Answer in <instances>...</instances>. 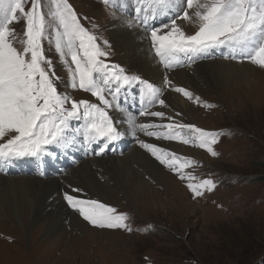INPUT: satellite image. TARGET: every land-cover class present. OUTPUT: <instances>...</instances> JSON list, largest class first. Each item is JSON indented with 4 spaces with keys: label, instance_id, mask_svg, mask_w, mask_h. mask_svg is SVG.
<instances>
[{
    "label": "rangeland",
    "instance_id": "obj_1",
    "mask_svg": "<svg viewBox=\"0 0 264 264\" xmlns=\"http://www.w3.org/2000/svg\"><path fill=\"white\" fill-rule=\"evenodd\" d=\"M69 3L89 30L110 42L111 54L108 60L119 61L129 73L144 77L142 73L146 69L141 65V57L146 54L156 57L142 28H131L125 24L130 30H138L136 39L130 38L115 27L120 19L125 21L128 16L116 17L101 0H69ZM85 17L87 19H83ZM92 25L97 27L93 28ZM13 27L22 36L23 20ZM182 27L188 34L195 31V26L187 22ZM45 46L47 48V44ZM47 55L56 63L57 73L67 79V69L61 66L54 48ZM217 59L227 60L214 57L203 61L207 63L195 70L188 79L189 90L194 96H201L200 103L189 100L185 108L187 99H182L180 94L170 97L171 93L176 92L169 87L161 97L167 107L160 105L155 109H170L168 98H163L166 94L171 101L176 102L175 108L182 106L189 112L195 110L193 113L196 119L193 120L197 122L187 117L181 109L178 110L177 121L194 122L206 130L222 131L223 134L213 146L218 155L213 156L206 149L183 144V150L180 151L179 142L157 141L139 131L131 136L132 132L129 130L125 136L126 147L122 156L140 150L135 154L140 165L134 162L132 153L124 161L150 183L151 191L147 192L150 193L149 199L145 200L142 196L136 201L125 197L124 192L118 189L117 172L112 166L106 167L103 164L104 161L111 160L113 154L105 155L107 159L104 161L96 160L97 164L92 167H88L85 161L84 168L78 170L80 172L76 177L70 174V177L60 180L58 191L63 194L70 187L79 188L82 190L79 194L83 197L100 199L115 207L118 212L127 213V223L132 231L94 227L69 206L64 208L65 213L71 212L74 215L64 213L55 219L59 220L54 228L57 230L56 234L45 233L47 225L43 215L48 213H41L38 223L28 226L26 232L18 228L16 223L5 220L0 226V264H264V68L248 61H232L251 66L256 77L245 80L240 74L236 77L225 72H210L209 61ZM197 65L199 64L195 63L189 71ZM222 67L241 72L235 65L222 64ZM184 68L169 72L175 74ZM63 87L60 85L61 90ZM236 89H242V93L233 94L232 91L236 92ZM68 91L74 99L95 100L89 93L87 95L81 90ZM205 104L214 107H205ZM153 119L161 118L150 117L142 122H152ZM137 138L158 143L179 155L191 157L198 163L185 171L192 172L199 179H213L215 188L194 198L186 186L187 182L161 165L150 152L140 146ZM113 162L118 164V161ZM159 172L161 175L165 172L171 176L168 179L169 186L159 183ZM88 180L97 186L99 183L110 184L115 190L110 193L112 189H109L101 198L84 184ZM32 183V197L46 203L54 200L46 212L61 207L65 200L63 195L56 194L53 183L46 179H37ZM73 216H77L75 220L85 222L89 229L109 232L85 230L87 228L84 225L86 232H83L81 225L82 230L74 224V220L71 221ZM86 235L90 240L85 238Z\"/></svg>",
    "mask_w": 264,
    "mask_h": 264
},
{
    "label": "snow or ice",
    "instance_id": "obj_2",
    "mask_svg": "<svg viewBox=\"0 0 264 264\" xmlns=\"http://www.w3.org/2000/svg\"><path fill=\"white\" fill-rule=\"evenodd\" d=\"M103 3L115 5L117 0ZM134 5L127 26L143 29L165 70L217 52L225 59L264 68V0H134ZM162 19L167 22L157 23ZM21 20L22 36L13 27ZM185 22L195 31L188 34L182 27ZM110 47L108 40L81 22L69 0H0V169L27 159L43 165L78 141L99 156L127 130L134 136L139 131L157 141H176L218 155L213 146L223 132L177 122L164 111L151 110L156 103L167 107L162 87L110 63ZM53 48L67 69V79L56 74L57 65L47 55ZM164 85L200 103L199 97L174 87L167 77ZM69 89L89 93L95 100L74 99ZM129 89L138 96L139 116L169 122L138 123L137 115L120 103L121 92L127 96ZM113 112L121 114L119 121ZM137 142L186 181L194 198L215 188L213 179H199L185 171L198 163L191 157L158 143ZM81 191L70 187L63 198L83 220L101 229L132 231L127 213L100 199L85 198Z\"/></svg>",
    "mask_w": 264,
    "mask_h": 264
},
{
    "label": "bare ground",
    "instance_id": "obj_3",
    "mask_svg": "<svg viewBox=\"0 0 264 264\" xmlns=\"http://www.w3.org/2000/svg\"><path fill=\"white\" fill-rule=\"evenodd\" d=\"M129 19H131V18L126 17L125 21L120 19V21L115 25V27L118 28L120 31H122L123 34L127 35L128 37L136 39V35H137L138 30H136V29L130 30L125 25V24H127V21ZM133 27H131V28H133ZM209 62L210 63H208V64H209V67L211 68L210 72H216V71L225 72V73L231 74V75L236 76V77H237V75L240 74L245 78V80L254 79L256 77V75L251 71V66L249 64H245V63L236 64L232 61H229V60L224 61L221 59L212 60ZM205 63H207V62L198 63L199 65L194 67L191 71H189V70L194 66V64L187 66L184 69H180V71L177 73L175 72V74H170L169 71H165L163 69V67H161L157 58H153L149 54L143 55L141 57V65L143 66L144 69H146L145 72L142 74L144 75V77L146 79L151 80V82H153V83H154V81H157L159 83L162 80V83L164 84L165 77H167V79L172 81V84L175 87H183V88H186L188 90H189V86H190V84L188 82L189 77H191L190 75H192L195 70L204 66ZM221 63L227 64L228 66L229 65H235L241 69V72L238 73V72L230 71L226 67H222ZM207 69H209V68H207ZM236 77L233 80H235ZM232 93L238 95V93H242V89H236V92L232 91ZM176 94H180V93H175V94L171 93L170 97L172 96V98H173V96ZM180 95H182V94H180ZM170 97H168V95H166V94L163 96V98H165V99L168 98V100H169L170 109L164 111L167 114V116H172L175 119L178 116L177 115L178 110L181 109L180 111L184 112L187 117L192 118V120L195 118L194 113H193L195 110L189 112L188 110L185 109L186 104L189 101L186 97H184L183 95L180 96L182 99H187V100L184 103L185 108H182V106H181V108H178V109L175 108L176 102L171 101ZM198 97H201V96H198ZM174 100H176V99H174ZM111 114L116 116L117 121H119L121 114H119L117 112H113ZM189 118H188V120L190 121ZM175 120L177 121L178 119L176 118ZM193 121L197 122L196 120H193ZM152 122L168 123L169 121L165 118V119H153ZM194 122H191V123H194ZM194 124H196V123H194ZM125 127L126 126L122 125L121 129L125 130ZM127 131H129V130H127ZM127 131L125 132V135L122 138L124 140H125V136L128 133ZM183 145H182V143L179 144L178 150L182 151ZM138 151H140V150L138 149L135 151H131L129 154L125 153L123 156H122L123 153L119 154V155H114V156H112L111 160H109V161L107 160L108 162L104 161L107 159V158H105L106 157L105 155L92 156V157L84 158V159L80 160L79 162H77V164L75 166L65 169L63 174H59V175L53 174L54 177L53 176H47V177L41 176V177H39V176H27V175H20V176L0 175V219H1L0 226L5 223V220H8L10 222L16 223L18 228H20L23 232H26V229L28 226H32V225H35L38 223V219H40L41 213L42 214L48 213L46 215H43V217H46L44 223L47 225V227L45 226V228H46L45 233L56 234L57 230L54 228H56L55 226H57L59 224V220H55V219H57L58 217H60L61 215H63L65 213L64 208L68 207V205H67L66 201H63L61 204V207L59 209L52 210L50 212H46V210L50 209V207L54 203V200H51L49 203H46V202L41 201L40 199L38 200V199H35L34 197H32L33 196L32 193L34 192V191L32 192V190H34V189L31 188V185L35 183V182L34 183H32V182L34 180L36 181L37 179H40L41 181L46 179L47 181H49V183L51 182L55 185V192L58 196L63 195L62 193L60 194V191H58L60 180H64L67 177H70V174H72L76 177L77 174L80 172L78 170H81L82 168H84L83 164L85 161L88 163V167H92L93 165L97 164L96 160H103L104 161L103 164L106 167L112 166L113 170L115 169L114 171L117 172V180L118 181L116 180V184L118 185V189L121 190L122 192H124L125 197H127V198L131 197V198L135 199L136 201L140 200V198H142V196L144 198H146L145 200L149 199L148 194L150 195V193H147V192L151 191L150 183L140 174V172L136 173V170L133 169L132 167H130L129 164L126 165L125 164L126 162L124 161V159H126L132 153L134 162L140 165L141 162L138 163L135 159V154ZM112 160L118 161V164H115L116 162L114 163ZM142 163H144V162L142 161ZM148 163H149V161H148ZM132 164L134 165L133 161H132ZM147 166H149V165H147ZM99 171H101V170H99ZM159 173H158L159 176H157V180L159 181V183L166 185V186H169L170 184H169L168 179H170L171 176L167 175V173H165V172L163 173V175H161V172H159ZM99 174H101V173H99ZM114 175H115V173H114ZM96 177H98V176H96ZM19 178H23V179H19ZM9 180H11V182H9ZM8 182H9V185L7 186ZM38 183H37V185H38ZM84 184L87 186L88 189H90V191L93 194H96V195L100 196L101 198L104 197L105 192H109V189H112V190H110V193L113 192V190H115V187H112V185H110V184L99 183L100 185L97 186L93 181H90V180L84 182ZM84 184H82V185H84ZM46 185L49 186V184H46ZM153 194L151 193V195H153ZM35 195H37V194H35ZM81 196H83V195H81ZM50 197H52V196L50 195ZM4 200H6V201H4ZM65 215L71 216L74 214L71 212H66ZM75 217H77V216H73L71 221L74 220V224L76 226L80 227V225H81L83 227V225H84L85 228H87L85 230L89 229L84 224L85 222L83 223L80 220H77V219L75 220ZM82 227H80L81 230H82ZM36 230H38V229H36ZM85 230L83 227V232ZM90 230H92V231L96 230L97 232H109V231H104V230L99 231L97 229H89V231ZM0 231H1V229H0ZM92 231L90 232V234L93 233ZM33 233H34V231H33ZM84 234H86V233H84ZM85 238L90 240V237L88 235H86Z\"/></svg>",
    "mask_w": 264,
    "mask_h": 264
}]
</instances>
